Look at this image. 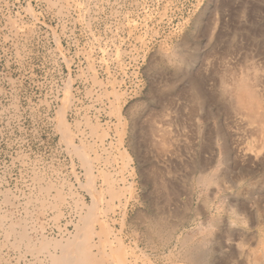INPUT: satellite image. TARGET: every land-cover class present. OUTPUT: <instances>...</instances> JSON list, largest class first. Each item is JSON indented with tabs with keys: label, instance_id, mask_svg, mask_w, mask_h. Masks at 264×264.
Wrapping results in <instances>:
<instances>
[{
	"label": "rangeland",
	"instance_id": "rangeland-1",
	"mask_svg": "<svg viewBox=\"0 0 264 264\" xmlns=\"http://www.w3.org/2000/svg\"><path fill=\"white\" fill-rule=\"evenodd\" d=\"M199 19L196 42L188 34L197 28L195 23ZM164 49H186L187 59L195 55L192 70L203 78L208 91L219 86L221 77L231 84L258 73V88L264 93V0H0V209L10 217L27 219L28 234H39L41 222L50 236L58 234L60 228L73 227L74 210L56 219L49 205L43 209L40 203L56 193L54 188L44 191V181H55L66 193L67 202L80 196L91 203L90 194L80 185L86 177L85 167L63 140L57 120L68 87L74 106L66 117L75 133V142L86 150L96 170L120 178L119 197L106 190V180L101 176L97 181L99 189L104 183L102 191L106 190L98 213L108 230L103 238L113 239V234L121 237L122 245H111L116 248L114 254L120 252L129 264L177 262L159 258L145 243L142 227L130 220L150 205L149 197L145 198L150 186L142 184L138 157L128 142L135 121L131 108L142 104L156 108L161 102L150 96L153 85L161 80L152 77L149 65L161 59ZM166 73V78L171 79V65ZM116 91L119 100L115 98ZM162 102H172L168 113L173 150L169 152L172 160L163 168L170 169V174L184 187L188 184L185 182L199 174L188 167V162L196 156L200 143V137L193 135V125L203 119L204 111H197L192 125L186 120L189 110L180 111L188 102L186 98L178 95ZM114 103H120L126 118L124 143L136 167L134 171L130 166L124 168V157L119 153L122 137L115 130L118 121L112 111ZM142 116L145 118L146 112ZM221 119L226 126L231 157L222 162L225 155L219 145H214L203 158L209 161L208 173L225 172L227 180L215 192L216 197L210 194L209 208L204 202L209 190L189 200L192 222L179 226L177 233L206 236L207 240L212 238L207 237L212 231L211 234L218 233L221 244L215 239L212 244L208 240L206 245L216 251L218 259L213 264H250L244 252H257L259 248L257 240L249 235L259 230V217L253 214L256 198L264 191V167L258 164L259 159H264V138L253 131L247 117L234 114L222 115ZM205 125L216 135L213 119ZM242 168L254 171V175L240 186L244 191L238 195L235 191L244 173ZM42 172L45 177H38ZM122 173L126 181L122 180ZM257 185L263 187L258 190ZM7 192L11 199L3 201L1 197ZM124 207L125 220L121 216ZM215 212L220 214L221 231L208 227ZM231 214L244 222L232 221ZM5 237L0 228V264H37L32 263L31 254L20 255L6 244ZM95 239L99 240V235Z\"/></svg>",
	"mask_w": 264,
	"mask_h": 264
},
{
	"label": "bare ground",
	"instance_id": "bare-ground-1",
	"mask_svg": "<svg viewBox=\"0 0 264 264\" xmlns=\"http://www.w3.org/2000/svg\"><path fill=\"white\" fill-rule=\"evenodd\" d=\"M222 6L224 5L222 4ZM83 9L88 11L86 7ZM199 24H201L200 19L196 21L195 25L197 28L191 30L192 33L188 34V38L190 37V39H192V37H195L194 40L196 41L195 34L199 29ZM209 28L210 27L206 29L209 30ZM206 32L204 34H206ZM188 43L187 40V43H185L186 46ZM184 46L183 44V48ZM167 50H165L166 52L164 53L162 52L161 59L151 62L149 65V71L152 77L155 79L156 76L161 80L158 81L159 84L153 85L150 96L161 102L157 104L156 108L148 104H142L135 109L131 108V114L134 116L135 121H132L134 123H132V128L129 131L128 142L130 149H132L138 157L142 184L144 186H150L148 194L145 195V198L149 197L147 202L150 203V205L149 208L144 211H137L130 220L137 226L142 227L145 243L153 249L159 258L177 261H171L174 264L182 262H187L186 264H213L212 261L218 259L216 251L207 248L206 245L208 244V240L212 244L215 239L218 244H221L222 237L219 236L218 233L216 235L211 234L212 231L207 235V237L210 235L212 238H208L207 240L206 236L198 238V236L183 235L181 232L178 234L177 229L187 222H192V217H189V212L192 208V202L190 201L196 196L199 197L206 190H209L210 193L208 194L207 192L204 198L206 207L209 208L212 204L210 194L216 197L217 194H215V192L222 189V183L227 180L225 172L213 171L208 173L206 171V166H208L209 161L203 158V154L211 150L214 145H219L225 155L221 160L222 162H227L231 157L230 154H228V150H230L228 146L229 140L226 138L227 130L226 126L223 125L221 119L222 115H228V117H230L234 114H238L247 117L248 122L253 125V131L261 133V135L263 134L262 136L264 138V93L258 88L260 78L258 73L252 76H243L231 84L227 83L226 78L221 77L219 86L212 87L213 89L208 91L205 87L206 85L204 84L203 78L199 74L197 76V73L196 75L194 74L196 70H194V72L192 70V64L196 60V56L194 55L191 59H187L186 54L188 52L186 51L188 50L186 49V51L184 50L186 53H184L183 50L182 52L175 51V49H171L168 52ZM168 65H171L173 68V76L171 79L166 78ZM158 79L156 78V81ZM117 93L118 91L114 92L115 98L119 100L120 96ZM178 95L186 98L188 101L180 111L189 110L186 120H190L192 125L194 124L197 111H204L203 119L200 118L199 120L201 121L199 122L196 120L197 122L193 125V135L197 134L198 137H200V143L197 146L196 156L188 162V167H191L194 173L198 172L199 174L192 177V181L189 179L191 182H185L188 184H185L184 187H181L177 182V178L170 174V169L163 168L165 167L163 164L172 160V158L169 159V152L173 150L170 147V140L172 138V129L170 126L172 121L169 119L168 113V110L171 109L170 104H172V102L162 101L170 97L174 98ZM73 106L74 102L71 91L67 87L62 105L58 110L57 120L62 130L63 140L68 144L70 151L78 155L79 160L85 167L86 177L84 180H80V185L90 194L91 203H86L80 196H78V199L74 198L73 202H67L66 193H64L62 188L57 186L58 184L55 183V181H44L41 184V188L44 191H49L54 188L56 193L47 198L46 202H41L40 204L43 205V209L46 208L45 205H49V208L53 209L52 214L56 216V219L64 218L68 212L74 210L72 229H65L63 227V229L60 228L58 234L55 235L56 237L50 236L47 234L43 222L38 223V221V230H40V233L28 234L27 228L30 224L27 223V219L10 217L8 213L1 209L0 228H2L5 233L6 244L11 246L14 250H17L20 255L31 254L32 263L129 264L127 257H125V259L120 257V252L114 254L116 248L111 245L113 242L122 245L123 242L121 237H118L117 234H113V239L107 237L103 238V235L106 236L105 233H107L108 230L98 217L101 208L100 204L105 196V191L109 190L112 196L116 195L118 197L122 192V189L120 190V187L118 188L117 186V181L120 178L118 176L109 175L104 171L96 170L86 150L75 142V133L66 117L68 111L72 110ZM155 109L156 113H153ZM112 111H114L118 121V123L115 124V130L119 136L121 134L120 138L122 137L119 141V153L121 157H124V168L130 166V170L132 169L134 171L136 167L131 163L132 157L127 151V147L124 143L126 118L122 112L120 103H114ZM144 112H146L145 118L143 117L144 115L142 116ZM136 118L138 120L141 119V121L139 120V124ZM209 119H213V123H215V130L213 132H215L216 135H212L207 129L208 126L205 125V122ZM91 130L95 131V127L92 125ZM186 146L196 149L195 146L193 147L191 144ZM258 147L259 146H257V148ZM149 153H151L152 156L149 157L147 155ZM258 164L264 167V159H259ZM243 168L241 170H243L244 173L241 174V180L238 184L239 187H237V191H235V194L238 195L243 194L242 191H244L240 190V186L248 179H251V175H254V171L250 169L245 170ZM100 176L104 179V182L106 180L107 183V189L104 190V192L102 191L104 189V183L101 189H99L97 185ZM38 177L43 178L45 174L43 172L38 173ZM122 180L126 181V177L123 173ZM262 184H264V180ZM212 185L217 186L211 187ZM256 187L259 190V188L263 186L257 185ZM69 190L71 191L72 188ZM125 196L127 197L126 194ZM181 196H186L187 198L183 200ZM1 199L3 201H9L11 196L7 192ZM256 200V213L254 211L253 215L259 217V230L256 232L254 231V233L249 236L257 240L259 248L257 252L252 250L246 251L244 255L250 264H264V228L262 227L264 226V205H262V203H264V191H262L261 195L258 196ZM107 204L109 207H112L109 202ZM125 207L123 208V212L121 211L123 220H125ZM106 211L107 210L104 212ZM218 211L217 209L216 212L218 213ZM216 212L211 215L208 227H215L218 231H221L220 214ZM262 216L263 218L261 219ZM172 217L177 218L178 221L174 222ZM237 217L238 216L234 218L233 214H231L232 221L235 220L238 223L244 222V219ZM70 221L71 219L66 220V223ZM34 223L36 224V222ZM110 233H112V230ZM95 235H99V240L95 239ZM126 251L125 249V253L127 254ZM142 255L148 260V255L145 252H143ZM229 256H231V254ZM0 262H2V258H0Z\"/></svg>",
	"mask_w": 264,
	"mask_h": 264
}]
</instances>
